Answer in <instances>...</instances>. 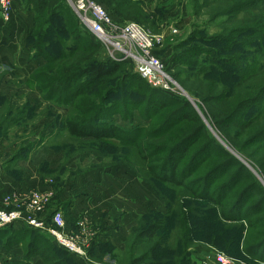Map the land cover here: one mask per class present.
Wrapping results in <instances>:
<instances>
[{"label":"trees","instance_id":"obj_1","mask_svg":"<svg viewBox=\"0 0 264 264\" xmlns=\"http://www.w3.org/2000/svg\"><path fill=\"white\" fill-rule=\"evenodd\" d=\"M51 1L20 0L21 6L33 13V26L27 40L32 44L34 56L44 60L43 64L30 72L26 85L42 101L68 108L66 115L60 117L58 131L66 132L76 140L104 145L106 141L114 140L118 142L117 146L139 148L151 180L135 170L134 173L149 184L165 204L164 213L150 211L140 216L130 230L125 250L121 257L118 256L117 264H194L192 256L195 246L201 243L216 246L218 241L223 243L225 253L236 257L242 254L249 264H264V240L242 249L240 246L239 249L242 243L239 240L247 236L245 227L254 228V223L247 218L252 205L246 207L244 197L254 188L253 185L242 187L237 194L231 195L237 184L247 179L244 167L238 165L230 155L221 153L220 157L226 160L198 176L199 171L213 158L206 150L213 149L214 145L212 140L206 139L204 147L192 149L194 143L205 138V129L189 102L150 87L135 73H125L123 62L100 58L102 50L99 42L94 41L88 31L77 24L74 15L62 2L50 10ZM95 1L124 22L148 23L143 0ZM229 1V6L220 12L223 16H235L247 8L264 6V0ZM192 2L194 7L197 6L195 0ZM259 14L260 18L249 20L248 24H238L232 30L221 29L226 34L211 40L218 43L213 50L193 46L190 51L174 53L167 68L175 70L183 68L182 64L187 66L183 68L187 72L186 81H189L188 73H192L195 79L208 75L206 80L211 81L202 83L200 89L189 86L190 91L196 92L200 98L214 128L239 150L264 146V127L238 142L240 135L251 127L254 129L264 125V121L260 124L255 122L264 116V12ZM253 25L256 26L251 27ZM190 55L193 59H188ZM213 72L215 75L211 79L209 77ZM228 82L233 83L237 94L242 96L233 105L229 104L225 92L230 89ZM221 86L223 89H220ZM250 86H254L253 89L247 90ZM244 91L251 92L244 95ZM9 106L13 105L5 107ZM129 108L141 111L146 120H151L147 129L141 127L128 131L111 122L114 115L130 120ZM15 110L17 115L12 118L16 120L24 121L26 113L34 116V108L30 104ZM12 118L1 116L2 136L6 135L10 126L24 125L21 121H10ZM181 125V130L185 127V133L180 140L167 145V148L161 145L154 148L166 150L164 157L150 161V157L144 155L140 147H145L146 140L155 138L159 143L163 142ZM42 139L39 137L40 142ZM36 144L38 142L35 141L23 147L14 160L26 157L27 151ZM257 166L264 174V163ZM233 167H236L234 172L230 171ZM157 183L184 189L192 207H185V211L176 207L178 212H174ZM191 215L193 218H190ZM170 219L174 222L173 227L170 226ZM245 230L246 233L242 235ZM0 240L5 248L11 247L14 242L26 244L23 245V260L14 264H29L34 256H39L43 264H77L68 251L57 247L45 234L30 227L14 231L8 226L2 227Z\"/></svg>","mask_w":264,"mask_h":264},{"label":"rangeland","instance_id":"obj_2","mask_svg":"<svg viewBox=\"0 0 264 264\" xmlns=\"http://www.w3.org/2000/svg\"><path fill=\"white\" fill-rule=\"evenodd\" d=\"M70 1L72 0H52L50 3L56 5L57 3L62 2L64 5H66L71 11V13L74 15L77 24L84 30L88 31V33L91 35L94 41H97L95 40V37L93 36L89 27L82 22L79 15L74 11ZM192 1L193 0H143L144 2L143 6L148 12L147 13L148 23L147 24H140L136 22H131V23H136L140 25L150 35H155L156 37H160V36L162 37L160 44L152 48L151 54L156 59H159L164 65L163 66L164 71L159 76L162 78L163 83L169 86V89L167 91H164L159 88L151 86L145 80L146 83L150 87L158 89L159 91L163 92L164 94L170 97H175V99L189 102L191 109H193L195 115L197 116V118L200 119L201 124L204 126L205 129L204 131L205 138L204 139L201 138V140L197 141L196 144L194 143V145L192 146L193 150H197L198 148L201 149L202 147H204V145H206V139L212 140L213 142L214 148L210 150H206V152L210 151V155L213 158H211V160L208 161L205 167L199 171L198 176L202 175L207 169L209 168L211 169L213 166L223 163L226 160V158L220 157V154L225 153L227 155H230L232 158H234L237 161L238 165L243 166L244 167L243 169L245 170L244 175H247V179L244 180L243 183L237 184L236 188L232 190L231 195L237 194L238 190L242 187L245 188L251 185H253L254 187L244 196L246 200L245 201L246 207L252 205L247 214L248 216L247 218L254 223L253 224L254 228L247 229V227H245L247 230V236L243 240L241 241L239 240L240 243L242 242L239 245V249L240 246L242 249L243 247H246L249 244H256L261 240H264V205H262V203H264V174L261 173V171L257 166V164L259 163H264V146L256 145L253 147L246 148L244 150H239L236 147L230 145L228 141L225 139V137L212 125L205 111V107L203 103H201L200 98L195 94L196 92L193 93L190 91L191 86L193 88L195 87L196 89H200L201 86H203L202 83H206V81H211V80H206L208 75L206 76L200 75L198 79H195L192 73H188L189 81H186L185 75L187 76V72H185L183 68L184 67L187 68V66L182 64L181 66L183 68L175 69V70H167V68L171 64L172 55L174 53H182V52L190 51L193 48V46L200 47L206 51L213 50V46L217 45L218 43L211 40H213V38H216L221 34L222 35L226 34L223 33L221 29L232 30L235 29L238 24L245 25L246 23L247 24L250 23L249 20H252L256 17L260 18L259 12H264V6H259L256 9L247 8L246 11L240 12L235 16L234 15L223 16L222 14H220V12L222 11V9L225 8V6H229L227 4L230 2L229 0H222V2H220L219 0H208V1L195 0L194 3L197 4V6L195 7L193 6ZM54 6L50 4L49 6L50 10ZM110 19H111V24L109 28L112 31H114L115 34L120 35L125 23L128 22H124L120 18L111 14H110ZM254 26L256 25H253L251 27ZM117 40L120 41L124 46L126 47L129 46V43L125 41L123 38ZM99 44L102 50L100 58L102 59L105 58L106 60H110L118 63L123 62L125 63L124 67L126 68L125 73H135L139 75L135 71L132 59L128 58L124 52L120 51L119 49L108 43L99 42ZM188 59H193V57L190 55L188 56ZM178 72H180L179 75H177ZM5 73L4 72L0 73V80L2 78H5L4 75ZM214 75L215 72H213L212 77L209 78L213 79ZM9 80H11V82L16 81L17 84H21V85L26 84V81H22L20 77L12 76L11 79ZM228 83L230 89H226L225 92H226V96L229 98V104L233 105L236 102L238 103L242 96L237 94V88L233 87L234 86L233 83L230 82ZM246 83L247 82L243 83L242 85ZM222 87L223 86H221L220 89H223ZM253 87L254 86H250L247 87L246 89L252 90ZM240 89H243V87H241ZM29 90L31 89L29 88ZM250 92L251 91H244L243 94L245 95ZM6 97L7 96H5L3 100H7ZM23 99L24 98H20V101H23ZM1 102H6V101H1ZM11 105L13 106L12 107L9 106L8 108L6 107L0 108V112H1L0 116L6 115L9 118L16 116L17 114L15 108H19V105L17 104H11ZM39 108H40L38 110L39 114L34 113V116L26 113V119H24V121H21V119L16 120V118H12L10 119V121L15 120L16 123L20 121L23 122L22 124L24 125L22 126L20 125V127L23 130L28 129V132L31 135L32 132L34 131L33 130L34 127L38 125V121L40 119L45 120V122L47 123L45 128L50 125V129L52 130V132L48 137L44 136L48 141V142L44 141V143L47 144L55 143L54 145L50 144L49 146H53V148L55 149H57L56 147L61 148L63 150L64 162L60 168L56 169L55 171H52V173H47V175H45L46 177H48V179H54L56 182L62 183L63 178L66 174H68V176L76 175L80 171L79 169L80 166L77 165V163L79 162V158L85 156V154H90L93 155L92 157L95 156L96 160H99L98 164L107 165V166L108 165L124 166L129 171L132 172L136 171L145 179L149 181L151 180L145 168V165H147V163L143 160V158L140 157L139 148H135L132 146L131 147L117 146L118 142L114 140L106 141L107 143H105V145L96 142H86L83 140H76L72 137H69L66 132L58 131L59 121L62 119V118L60 119V117L62 116L64 117V115H66V113L68 112V108L49 104L48 102L43 103ZM129 110L131 111L130 120H123L120 117V115H114L111 122L115 123L122 129L128 131H133L141 127L147 129L146 127H148L151 124V120H146L145 117L141 114V111L133 110V109L131 110L130 108ZM261 121H264V116L260 117L259 119H256L255 122L261 123ZM262 127H264V125H259V127L254 129L253 127H251L244 134L240 135L238 142H240V140H243L247 136H250L253 132H255V130H259ZM181 128L182 125L181 127L178 126L174 130V133H172L170 138H166L163 142L159 143V141L155 138H150L146 140L147 146L145 145V147H143L141 145L140 147L143 150L144 155L150 157V161H156V159L164 157L167 154L166 150L158 151L154 148H158L161 146L167 148L168 147L167 145H170L171 143L180 140V137L183 136V134L185 133L183 132L185 130V127L184 130H181ZM7 135L8 134H6V136ZM11 137L12 136H9L8 139H11ZM20 137L21 136H19V138ZM24 137L25 136L23 135L22 138L20 139L15 138V140L19 141L21 144L23 142ZM71 159H73L74 162H76L78 169L73 170L66 166L67 162ZM87 159L89 160V158ZM87 159L85 160L86 162ZM230 171L232 172L236 171V167L231 168ZM142 182L146 183L143 180ZM187 182H189V180ZM234 183H236V180H234ZM156 185L159 191H164V193L162 194L164 197H166L167 204L172 207V210L174 212H178V210H176V207L177 209L181 208L183 211H185L184 209L185 207L187 208L192 207V205L189 204L188 193L184 189L168 184L164 185L157 183ZM147 186L149 187V189L152 190L149 184H147ZM158 201L162 203V208L166 210L164 202L159 197H158ZM231 201L229 202L231 203ZM19 204L22 205L21 203ZM254 205L255 207H253ZM258 205L260 206L257 207ZM259 210L261 212H259ZM173 211L171 212L174 213ZM176 215L178 217V214ZM42 217L47 219V222L51 224L50 217L47 216L45 209L43 211ZM190 218H193V216L191 215ZM173 223H174L173 220L170 219L171 227H173ZM10 227L15 228L20 226L12 225ZM246 230L243 231L242 235L246 233ZM47 238L52 242V240L49 237ZM205 240L207 241V239ZM3 243L4 242L0 240V249L1 248L5 249L4 248L5 245ZM23 245L21 247L22 251L24 249ZM86 247L88 248V245ZM195 247L200 248L201 251L204 252V254L210 255V257L215 255L216 253H222L225 255L226 257L225 259L227 262H229V264H241L243 262H245L244 264H249L247 262L249 260L246 259L242 254L239 257L238 256L236 257L233 254L229 255L225 253L223 251V243H221V241H218V245L216 244V246L214 245L212 246L206 243H201L200 245H197ZM7 251L0 252L1 255L0 264H9L6 262L8 258ZM108 254L110 258L104 260L100 259L99 256H96L93 251L92 254L90 255L91 258L94 259L98 264H117V258L118 256L121 257V255H117V253L114 252L113 250H111ZM196 256L194 255L195 260L201 259V261H199L198 263L212 264L211 262L212 259L205 258L206 259L205 260L203 258L204 256L203 257L199 256L198 258ZM111 260H114V262L111 263Z\"/></svg>","mask_w":264,"mask_h":264},{"label":"crops","instance_id":"obj_3","mask_svg":"<svg viewBox=\"0 0 264 264\" xmlns=\"http://www.w3.org/2000/svg\"><path fill=\"white\" fill-rule=\"evenodd\" d=\"M32 26L33 13L24 9L20 0L13 1L8 18L4 17L0 9V73L6 72L5 78L0 80V102H6L0 104H7L0 105V108L11 104L19 106L30 104L34 108V113L39 114V107L46 102L42 101L37 93L29 90L26 84L21 85L9 80L14 76L26 81L30 72L44 63L42 57L34 56L32 44L27 40ZM5 96L7 100H3ZM20 98H24L23 101H20ZM46 125L45 120L40 119L32 135L28 129L23 130L17 125L8 128L7 136L0 134V206L1 197L5 195L12 194L15 203L19 204L26 200L32 189L51 191L53 198L45 206L46 214L50 217L57 211L63 213L67 232L76 231L77 222L83 217L87 218V235L83 238L88 248H85L84 257L72 255L77 264H98L91 258L92 251L103 260L110 258L108 253L111 250L117 255L122 254L130 230L140 216L150 211L160 210L158 212L161 213L166 211L158 201L157 194L124 166L98 164L99 160L90 154L79 158L77 165L80 166V171L76 175L66 174L62 183L48 179L45 175L61 167L64 155L61 148L55 149L49 146L51 143H44L47 141L45 137L52 132L50 125L45 128ZM23 135L25 137L20 144L15 138L19 136L22 138ZM9 136H12L11 139H8ZM39 137H43L42 142L39 141ZM35 141L38 144L27 151L26 157L14 160L17 152ZM77 165L73 159L66 164L73 170L78 169ZM12 225L20 227L12 228L10 227ZM7 226L14 231L26 225L17 223ZM11 247L0 249V252H6L8 249L6 262L21 263L24 256L22 244L14 242ZM194 255H197V258L204 256V259H212V264H217L210 255L204 254L198 247H195ZM194 255L192 256L194 264H200L198 262L201 259L196 261ZM113 262L114 260H111V263ZM29 264H43V261L39 256H34Z\"/></svg>","mask_w":264,"mask_h":264},{"label":"built area","instance_id":"obj_4","mask_svg":"<svg viewBox=\"0 0 264 264\" xmlns=\"http://www.w3.org/2000/svg\"><path fill=\"white\" fill-rule=\"evenodd\" d=\"M13 1L0 0V9L5 18L11 14ZM70 3L82 22L89 27L95 40L108 43L124 52L132 59L135 71L151 86L164 91L169 89L159 76L164 71V65L151 54L152 48L160 44L161 36L150 35L140 25L131 22L125 23L121 34L117 35L109 28L110 14L99 2L72 0ZM120 38L127 41L129 46L126 47L117 40ZM52 196L51 191L42 192L32 189L22 205L15 203L12 194L3 196L0 206V227L21 223L45 234L57 247L68 251L71 255L84 257L87 245L83 237L87 235V218L83 217L77 222L78 228L74 232L65 230V221L59 211L50 216L51 224H49L42 214L45 206L52 200ZM212 258L217 264H229L222 253H216Z\"/></svg>","mask_w":264,"mask_h":264}]
</instances>
